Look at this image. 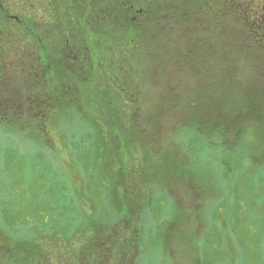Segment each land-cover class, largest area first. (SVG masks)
I'll use <instances>...</instances> for the list:
<instances>
[{
  "label": "trees",
  "instance_id": "obj_1",
  "mask_svg": "<svg viewBox=\"0 0 264 264\" xmlns=\"http://www.w3.org/2000/svg\"><path fill=\"white\" fill-rule=\"evenodd\" d=\"M181 79L182 90L171 87ZM147 93L158 99L150 114L141 110ZM88 106L114 116L131 111L140 133L125 115L128 128L120 124L114 134L103 116L87 115ZM67 107L84 122L80 134L89 141V162L103 161L112 144L102 137L103 125L111 128L123 157L133 147L126 134L147 138L143 128L158 125L162 114L183 112L190 117L185 127L222 148L228 134L236 132L243 141L255 127L264 142V0H0V121L38 134L55 126ZM118 168L110 172L112 180ZM104 174L91 176H98L92 177L96 183ZM137 174L143 175L139 169ZM122 184L120 199L110 186L108 200L116 202L106 224L98 221L107 214L94 205L98 225L89 227L91 237L75 264L138 263L143 207L129 195L137 187ZM81 236L87 232L79 230ZM36 245L27 243L25 254L38 251L31 249Z\"/></svg>",
  "mask_w": 264,
  "mask_h": 264
},
{
  "label": "rangeland",
  "instance_id": "obj_2",
  "mask_svg": "<svg viewBox=\"0 0 264 264\" xmlns=\"http://www.w3.org/2000/svg\"><path fill=\"white\" fill-rule=\"evenodd\" d=\"M183 80L171 87L182 90ZM157 101L147 93L141 110L154 112ZM87 110L89 116H103L114 134L120 124L138 130L131 111L124 110L128 125L121 111L114 116L91 106ZM61 112L55 126L38 129V134L0 121V264H75L91 237L89 227L98 225L94 205L98 214H107L98 221L106 224L116 202L108 200L110 186L120 199V183L137 187L129 195L143 207L137 264H264V142L259 127L247 130L243 141L236 132L228 134L222 148L213 144L216 139L185 127L190 117L183 118V112L168 118L162 114L158 125L142 127L148 139L126 134L133 147H126L121 157L111 128L103 125L102 137L112 144L103 161L91 163L80 115L69 107ZM97 163L101 169L98 165L96 170ZM116 168L112 180L109 174ZM98 170L105 174L96 184L92 177L98 176L91 174ZM129 171L133 175L124 176ZM135 210L132 206L130 213ZM79 230L87 236L77 238ZM32 241L37 245L31 249L38 251L26 255L24 247ZM91 246L92 241L87 254Z\"/></svg>",
  "mask_w": 264,
  "mask_h": 264
},
{
  "label": "flooded vegetation",
  "instance_id": "obj_3",
  "mask_svg": "<svg viewBox=\"0 0 264 264\" xmlns=\"http://www.w3.org/2000/svg\"><path fill=\"white\" fill-rule=\"evenodd\" d=\"M72 35H70V34H68V33H66V34H64L63 35V37H68V38H70Z\"/></svg>",
  "mask_w": 264,
  "mask_h": 264
}]
</instances>
